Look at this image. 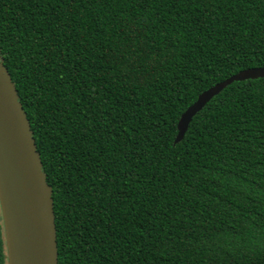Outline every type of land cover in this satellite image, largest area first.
Returning a JSON list of instances; mask_svg holds the SVG:
<instances>
[{
	"label": "trees",
	"instance_id": "16d2710c",
	"mask_svg": "<svg viewBox=\"0 0 264 264\" xmlns=\"http://www.w3.org/2000/svg\"><path fill=\"white\" fill-rule=\"evenodd\" d=\"M0 56L52 189L58 264H264V0H0ZM0 264H7L0 214Z\"/></svg>",
	"mask_w": 264,
	"mask_h": 264
},
{
	"label": "water",
	"instance_id": "95a60500",
	"mask_svg": "<svg viewBox=\"0 0 264 264\" xmlns=\"http://www.w3.org/2000/svg\"><path fill=\"white\" fill-rule=\"evenodd\" d=\"M264 78V68L231 75L200 93L179 116L174 143L192 117L236 81ZM0 214L7 264H58L52 189L17 91L0 56Z\"/></svg>",
	"mask_w": 264,
	"mask_h": 264
}]
</instances>
